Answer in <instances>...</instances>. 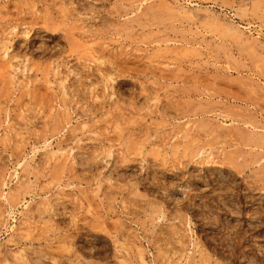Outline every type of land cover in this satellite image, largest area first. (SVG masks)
Instances as JSON below:
<instances>
[{"label": "rangeland", "instance_id": "rangeland-1", "mask_svg": "<svg viewBox=\"0 0 264 264\" xmlns=\"http://www.w3.org/2000/svg\"><path fill=\"white\" fill-rule=\"evenodd\" d=\"M0 264H264V0H0Z\"/></svg>", "mask_w": 264, "mask_h": 264}]
</instances>
